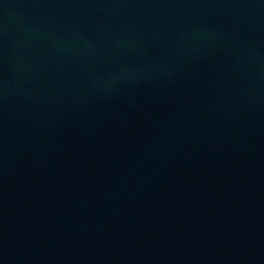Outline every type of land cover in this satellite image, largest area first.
Returning a JSON list of instances; mask_svg holds the SVG:
<instances>
[{
  "label": "water",
  "instance_id": "water-1",
  "mask_svg": "<svg viewBox=\"0 0 264 264\" xmlns=\"http://www.w3.org/2000/svg\"><path fill=\"white\" fill-rule=\"evenodd\" d=\"M0 264H264V0H0Z\"/></svg>",
  "mask_w": 264,
  "mask_h": 264
}]
</instances>
